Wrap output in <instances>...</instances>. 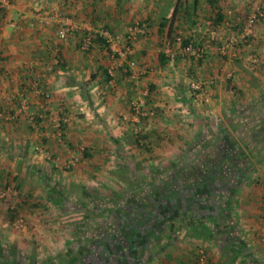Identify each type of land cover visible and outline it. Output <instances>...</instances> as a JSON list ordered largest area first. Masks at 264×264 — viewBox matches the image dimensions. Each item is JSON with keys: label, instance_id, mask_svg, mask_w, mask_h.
<instances>
[{"label": "crops", "instance_id": "obj_1", "mask_svg": "<svg viewBox=\"0 0 264 264\" xmlns=\"http://www.w3.org/2000/svg\"><path fill=\"white\" fill-rule=\"evenodd\" d=\"M255 3L264 9V0ZM248 4L247 0H13L12 9L0 17V113L13 117L0 121V185L10 181L19 185L18 203L11 210L25 216L26 226L16 231L10 224L14 213L4 211L0 264H194L196 257L191 258V248L179 243V236L196 234L217 248L218 264H264V144L259 131L250 127L263 120L264 79L259 76L264 72V20L255 27L252 41L236 45L234 57L220 56L217 44L207 40L210 27L218 36L240 35L244 22L239 25L238 15ZM53 9L87 30L60 42L56 28L41 19ZM10 22L19 28H10ZM136 23L147 27L134 43L142 73L137 81L123 71L126 66L118 67L110 58L96 34L92 48L79 51L82 36L91 29L103 27L124 37ZM175 35L198 41L207 51L205 59L178 57L169 63L161 47ZM249 55L258 63L250 64ZM110 67L114 68L111 84L106 74ZM208 77L217 80L205 99L190 97V82ZM35 86L50 99L35 93ZM144 93L145 108L154 116L141 119L144 135L139 138L119 117L129 114L130 101ZM23 97L36 128L29 115L20 112ZM56 114L67 119L61 140L52 126ZM228 140L242 147L248 158L261 156L250 158L251 175L229 199L224 191L220 204L216 195H221V179L211 171L232 169L217 158ZM73 154L81 161L68 173L65 163ZM241 164L246 167L238 163L239 168ZM202 183L213 185L210 193L189 192L190 185ZM71 186L88 197L86 186L95 187L102 206L91 214L79 213L74 221L66 217L75 213L43 209V216H37L36 210L23 209L24 200L37 198L34 204L46 198L55 207L67 196L72 200L71 194L61 192ZM196 217L199 223L210 219L203 232L191 228ZM215 219L231 223L230 229L220 230ZM240 251L243 260H238Z\"/></svg>", "mask_w": 264, "mask_h": 264}, {"label": "built area", "instance_id": "obj_2", "mask_svg": "<svg viewBox=\"0 0 264 264\" xmlns=\"http://www.w3.org/2000/svg\"><path fill=\"white\" fill-rule=\"evenodd\" d=\"M13 0H0V17L6 15V13L12 9ZM42 22L47 26H53L56 28V37L60 42H66L68 38L74 35L76 32L85 31L87 27L77 25L71 19L67 18L62 12L53 9L48 13H43ZM264 20V12L256 8L253 13L247 16V19L244 21L241 26V32L237 37L230 35L228 37L218 36L214 28H209L207 31V40L214 42L216 45V50L219 55L222 57L230 56L234 57V49L239 43H247L248 40L253 36V29L257 26L258 23ZM32 25V24H31ZM8 26L12 29H18L19 25L14 22H10ZM87 34H84L79 42L78 48L80 52L86 53L93 46V33L96 36L104 40L109 56L113 61H116L118 67L123 68L125 73H130L129 77L133 81H137L142 75L140 69L137 65L136 52L134 49V43L136 42L139 36L145 35L147 32V27L145 24L136 23L127 28L125 36H118L111 34L108 30L103 27H98L97 29L89 30ZM92 32V33H91ZM161 53L167 59L169 63H173L178 57H185L195 61H200L205 59L207 51L198 41L193 39H186L182 35L172 36L171 39H166L163 42L161 47ZM247 61L255 65L258 63V58L249 55ZM57 58L53 59V65L57 64ZM1 61H0V71H1ZM47 70H52V65L47 67ZM107 77L109 78V84L113 82L114 78V68L110 67L106 70ZM217 78L208 77L206 79L193 80L188 86V95L196 100V98L204 100V95L206 91L215 85ZM34 92L42 96L44 100L50 99V94L43 92L37 86L34 87ZM147 93L141 94L140 96H135L130 101L129 104V114L121 115L119 121L121 123L128 124L132 133L136 137L143 136V127L141 125V119L143 117L149 118L154 116L153 110L145 108L146 100L145 97ZM20 112L27 113V99L21 98ZM0 118H5L7 120H12L13 117L5 116L0 113ZM28 119L30 125L33 128L37 127V124L34 118L29 115ZM67 122V119L64 116L59 114L54 115L52 119V126L55 132L56 137L61 140L63 131V125ZM47 156L48 155H44ZM78 162V158L73 154L69 160L65 163L67 169H71ZM3 193L0 190V197ZM195 264H207V256L205 252L200 249L197 252V259Z\"/></svg>", "mask_w": 264, "mask_h": 264}, {"label": "rangeland", "instance_id": "obj_3", "mask_svg": "<svg viewBox=\"0 0 264 264\" xmlns=\"http://www.w3.org/2000/svg\"><path fill=\"white\" fill-rule=\"evenodd\" d=\"M248 1L250 3V4H248L249 6L244 10V13H241V14L238 15L241 22H240V24L237 23V26L235 27V29H239L240 26H238V24L241 25L242 22H244L247 19V16L255 11L256 7H260L257 3H255V0H247V2ZM261 10L264 12L263 8H261ZM236 13H238V12H236ZM235 21H237V20H235ZM254 29H253V34H254ZM252 37L250 38L251 41H252ZM253 40H254V38H253ZM253 44L254 43H252V42L250 43V45H252V46H253ZM247 66H248L249 69H252V72L253 71H257V73L260 75V73H259L260 71L258 72L257 68L256 69L252 68V66H250V65H247ZM261 72H262V70H261ZM259 77H261V79H264V72H262ZM4 119L5 118H0V121L7 122L6 119L5 120ZM8 121H10V120H8ZM76 157L78 158V162L75 164V166L73 168H76L79 165L80 161H81L79 156H76ZM68 160H69V158L66 160V162ZM252 161H253V159H252ZM262 162L263 163H262L261 167H264V160ZM64 168H65V170L68 173L73 171V168H71V169H67L66 167H64ZM40 189L46 190V187H40ZM58 189H60V188H58ZM84 189L85 188H83L81 190H84ZM86 189H88V191H89V192H87L88 194H90L89 197L87 196V194H85L86 196H82L79 187H78V190H79L80 193L76 192L77 190L73 186H71L67 190L61 191L62 195H64V193L71 194L73 199L70 200L68 198V196H67V197L64 198L63 201L60 200V202L56 203V204H58L57 207H55V203H51V201L46 199V198H43V199H41V201L35 202L34 204H33V201L36 200L37 198L36 199H31V200H28V201L24 200L23 202H21V204H23V206H24L23 209L26 210V211L28 209H31L32 211L36 210L35 212L39 213V215L37 214V216H43L42 213L44 212V210H46V212L47 211H49V212L51 211V213H56L57 210H60L61 212H66L68 214L75 213V214H73V216H68V217L65 216L66 219H70L71 221H74V220H77L78 217L80 216L79 213L87 211L89 214H91V212H93V210L94 211L96 210L95 207H97L98 205L102 206V204H103V203L98 204L99 199H96L97 194L95 193V190H94L95 187H89L88 186V188H87V186H86ZM0 190L3 193V195L0 197V220L4 221V220H6L4 211L7 213V211L11 210L12 207H16L15 203L18 201V197L20 195V187H19V185L17 183H15V181H10V183H8L7 185H0ZM56 201H57V198H56ZM45 214H47V213H45ZM6 217L8 218V216H6ZM11 217L12 218H11L10 224L11 223L15 224L13 226V228L16 231H21V229L25 228V226H26V221L24 220L25 216H23V215H21L19 213V216H18V214H16V216H11ZM63 219L65 220V218H63ZM40 220L41 219H38V221H40ZM17 221H19V222H17ZM56 221L57 220H54V222H56ZM37 223H39V225H40V222H37ZM199 224H201V222L200 223L199 222L198 223L195 222L193 225H191L192 226L191 228L193 229V227L194 228L198 227L196 232H199L200 231ZM46 225L47 224L44 223V226H46ZM227 225L231 226V223L227 222ZM188 229H190V228H188ZM23 232H27V230H25ZM29 233H30V230H29ZM33 235L34 234H32V233L31 234L27 233V236H29L30 238L31 237L33 238ZM263 239H264V236H263ZM206 240H207V238L201 237L200 235L197 236V234L194 235V236L193 235L192 236H187L186 235L184 237L179 236V243H186L187 246L191 248V250H190L191 251L190 253L192 255L191 258L196 257V258H194L196 260L197 259L198 250L202 249L205 252L206 256H207V264H218L217 262H214V260H216V257L218 256V254H217L218 250H217V248H216V250H214L213 247L210 244H208ZM28 243L32 244L31 240H28ZM0 247H3V246L0 245ZM1 252H2V250H1ZM3 252L5 253L4 249H3ZM191 263H192V261H191ZM194 264H195V261H194Z\"/></svg>", "mask_w": 264, "mask_h": 264}, {"label": "trees", "instance_id": "obj_4", "mask_svg": "<svg viewBox=\"0 0 264 264\" xmlns=\"http://www.w3.org/2000/svg\"><path fill=\"white\" fill-rule=\"evenodd\" d=\"M260 114L262 115L263 117V120L261 122H255V123H252V125L250 127H252L254 129V132L255 131H259L257 135H262V143L264 144V111H260ZM253 139H251L249 142H246V147L250 148L253 144ZM225 144V143H224ZM227 144V145H226ZM226 149H224L223 152H219V155H217V158H219L218 160L221 161L222 163H226L225 165L232 168L230 170L228 169H218V170H215L213 169L211 171V173H214L215 171V174H216V180H220L221 179V184H220V187H218V190H220L221 192V195H216V198H217V201L221 204L223 201V198L221 196H224L223 193L224 191L227 192V195L226 197L229 199L230 197H232L234 195V191L238 188L239 184L247 177L248 174L251 175V166H252V163L250 162L251 159L250 158H257L260 157L261 155H250V158H248L246 156L245 153H242V147H240L238 144L232 142V141H226ZM263 148H264V145H263ZM253 148H251V150H253ZM250 150V149H249ZM246 163V167H242L243 164H241V167L242 168H239L238 166V163ZM251 163V164H250ZM238 166V167H236ZM236 170V171H235ZM231 173V175H230ZM236 173V175L234 174ZM207 178V177H206ZM211 179V178H210ZM205 180V179H204ZM206 181V180H205ZM235 182V184H233ZM206 183H209L206 181ZM195 185H190V187H188L190 190L189 192L190 193H205L206 195L208 193H210L211 191V188H212V184H201V185H197L196 187H194ZM215 191V189H214ZM216 194V193H215ZM230 202V201H229ZM228 200H227V205L229 206V203ZM225 204V203H224ZM225 204V205H226ZM10 213H14V215H11V216H16L15 214V211L14 209L13 210H8ZM12 218V217H11ZM193 223L195 222H198L200 221L197 217L195 219H193ZM206 222H209L210 219H204V222L201 221L202 223L199 224L200 226V231L203 232V230L207 227H209V224H206ZM215 223H218V220L215 219L214 220ZM212 223H213V220H212ZM191 227V226H190ZM217 227L220 229V230H223V229H230L231 226H228L227 225V222L226 221H222L221 223L219 222ZM197 227H193V230H196ZM227 233V231H226ZM230 237H232V235H230ZM232 241V239H231ZM239 245V244H238ZM0 249L2 250V247H0ZM241 251H243V249H241ZM239 252V258L238 260H243L244 259V256H242L243 252ZM1 253V251H0ZM224 255H226L227 251H223L222 252ZM241 257V258H240Z\"/></svg>", "mask_w": 264, "mask_h": 264}]
</instances>
